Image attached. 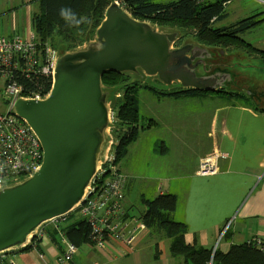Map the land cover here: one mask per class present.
<instances>
[{"label":"crops","instance_id":"obj_1","mask_svg":"<svg viewBox=\"0 0 264 264\" xmlns=\"http://www.w3.org/2000/svg\"><path fill=\"white\" fill-rule=\"evenodd\" d=\"M257 1L264 5V0ZM243 8L239 1L227 0L224 21L231 12L237 21L251 16L264 19L261 7L248 4ZM239 10L245 13L244 18H237ZM37 12L34 0L0 1V36L27 37L34 32L32 17ZM242 38L264 52V21ZM224 52L219 71L223 75L234 71L232 81L225 83L227 91L246 95L254 104L264 100V88L239 84L243 68L251 78L258 71L248 61L259 59L240 50ZM229 56L232 59L227 61ZM155 87L165 89L162 85ZM173 88L183 89L177 84ZM138 103L143 122L151 118L157 126L139 131L117 169L128 180L125 207L132 212V201L140 197L153 201L161 194H170L176 198L173 219L187 228L186 244L225 254L232 245L258 238L264 248V115L218 96L158 98L140 90ZM158 143L164 145L165 153L158 152ZM214 154L223 156L218 160V172L198 175L201 161ZM57 239V233L51 236L45 231L39 241H31L6 256L15 264H57ZM68 264H178V260L168 253L167 242H157L146 230L133 250L113 241L103 249L83 244Z\"/></svg>","mask_w":264,"mask_h":264},{"label":"water","instance_id":"obj_2","mask_svg":"<svg viewBox=\"0 0 264 264\" xmlns=\"http://www.w3.org/2000/svg\"><path fill=\"white\" fill-rule=\"evenodd\" d=\"M181 39L180 31L135 20L112 1L91 41L67 53L55 52L47 97L19 99L13 106L38 138L43 158L31 177L0 189V254L26 247L42 225L69 216L107 162L113 111L101 86L105 73L147 83L154 79L167 88L226 89L232 81L228 74L220 72L216 84L198 74L220 68L225 52L192 40L176 47Z\"/></svg>","mask_w":264,"mask_h":264},{"label":"trees","instance_id":"obj_3","mask_svg":"<svg viewBox=\"0 0 264 264\" xmlns=\"http://www.w3.org/2000/svg\"><path fill=\"white\" fill-rule=\"evenodd\" d=\"M38 6V12L32 17V24L39 49L44 44L50 43V47L57 51L67 53L81 47L91 41L95 30L104 18V12L112 1H117L123 9L128 11L132 18L146 21L160 29H176L189 31L193 36V42L205 48H218L229 52L240 50L253 54L259 58L264 66V52L253 48L243 40V35L256 29L264 19L257 16L244 18L225 27H216V24L227 18L225 4L227 0H176L166 4L154 3L151 0H34ZM72 9L78 17H86L91 22L82 23L78 28L69 25L60 18L61 8ZM264 68V67H263ZM13 82L22 88L27 94H48L51 89V78L36 75L26 78L20 72H13ZM101 86L109 94L112 111L115 120L112 121L110 134L115 139V157L124 155L128 146L134 142L139 133V122L142 120L139 114L138 92L143 90L152 92L158 98H206L226 97L236 101L264 115V106L258 107L253 100L241 93L229 92L227 89L196 90L174 89L155 90L137 80H132L127 74L107 72L101 77ZM121 92V98H115ZM143 129L153 128L157 123L149 118ZM156 149L160 154L165 153L163 144L158 143ZM114 166V163H110ZM144 210L140 212V219L147 225L150 236L157 242L168 243V253L178 260V264H264V250L251 244L250 241L242 245H232L225 254L211 250L190 246L185 243L187 233L186 225L177 223L173 219L176 208V198L170 194H161L153 201L141 199ZM72 217V216H71ZM46 232L54 236L57 232L46 229ZM62 234L67 240L79 248L83 244H89L90 229L83 221L75 220L62 228Z\"/></svg>","mask_w":264,"mask_h":264},{"label":"built area","instance_id":"obj_4","mask_svg":"<svg viewBox=\"0 0 264 264\" xmlns=\"http://www.w3.org/2000/svg\"><path fill=\"white\" fill-rule=\"evenodd\" d=\"M55 52L48 45L39 49L34 32L25 38L0 36V80L4 85L0 92V101L5 106L4 112H0V189L31 177L39 170L43 158L38 138L26 122L14 114L13 106L19 99L38 101L45 99L48 94L24 93L13 82L12 74L18 71L26 78L42 75L50 77L52 84ZM114 145L113 142L112 148ZM222 157L221 154H214L202 160L198 175H215L218 172V160ZM112 161L107 158V162L101 165L82 202L69 216L42 225L30 240L39 241L48 228L55 230L58 234L56 247L59 250L57 264L70 263L78 251L60 229V224L70 219L73 214L77 220L87 224L91 242L98 249H103L109 241H113L133 250L139 236L147 230L145 222L131 215L125 207V187L128 180L110 165ZM250 243L264 250L258 238ZM4 261L15 264L12 258L0 254V264Z\"/></svg>","mask_w":264,"mask_h":264},{"label":"rangeland","instance_id":"obj_5","mask_svg":"<svg viewBox=\"0 0 264 264\" xmlns=\"http://www.w3.org/2000/svg\"><path fill=\"white\" fill-rule=\"evenodd\" d=\"M0 1H3V0H0ZM152 2H154V3H160V4H166V3H169V2H174V1H176V0H151ZM210 1H215V0H210ZM236 1H239V4L241 5V9H245V8H243V5H252L253 7H261L263 10H264V5H262V4H259L258 3V1L257 0H236ZM255 3V4H254ZM5 4V3H4ZM258 5V6H257ZM243 14H245V13H243V10H239V13H238V17L237 18H244L243 16H245V15H243ZM246 16H249V15H246ZM236 17H235V14L234 13H232L231 12V15H230V18L228 19V20H226V21H223V22H221V23H219V25H217V27H223V26H229V24H233V23H235L238 19H235ZM167 30H176V29H167ZM180 33H181V35H182V39L179 41V43H177V45L176 46H179L180 44H181V41H185V40H193V36H192V34L189 32V31H180ZM46 45H48L49 46V48L51 49V51L52 52H54V51H57V50H55V48H53V47H50V43H48V44H44V46H46ZM247 53V52H246ZM249 56H251V57H256L255 55H253V54H248ZM258 58V57H257ZM259 59V58H258ZM247 61H245V63H246ZM250 63H252L253 64V66H255V68H257V70L258 71H256V73L255 74H253V76H252V78L250 77V76H248V73H244V71L245 70H247V69H242L241 71H242V75H241V78H240V80H239V84L243 87V86H248V85H251V86H253V87H259V88H264V70H262L261 68H262V62L259 60V62H254V61H248V64H250ZM232 73H234V71H231V72H229L228 73V79H229V81L232 79V76H231V74ZM250 73V72H249ZM198 74H199V76H201V78L202 79H209L210 81H212L214 84H216L219 80H220V76H221V73H220V71H219V67L218 68H216V70L215 71H210V72H208V75H206V76H204L203 75V72L200 70V72H198ZM216 78V79H215ZM131 79L132 80H137V81H139L138 79H136V78H134V77H131ZM140 82V85L141 86H144V85H148V86H150V87H153V88H156L155 86L157 85V87L159 86V85H162V83H160V82H154V80H152V82H151V84L150 83H147V82H143V81H139ZM154 82V83H153ZM208 82V81H207ZM3 82L0 80V91H1V89L3 88ZM214 86H216V85H214ZM162 87L163 88H165V89H167L168 91H170V89H172V87L171 86H169L168 88L167 87H165V86H163L162 85ZM141 90H143L142 89V87H139ZM172 90H174V88L172 89ZM140 91V90H139ZM162 91H164V90H162ZM121 96H122V93L121 92H119V93H117L116 94V96H115V98L117 97V98H121ZM257 105H258V107H263L264 106V100H261L259 103H257ZM4 103L2 102V101H0V112H4ZM142 119V118H141ZM112 120H115V118H114V112H112L111 113V121ZM146 124L147 123H144L143 122V120H141L140 122H139V131H141V130H143V126L145 127L146 126ZM146 129V128H145ZM144 129V130H145ZM139 134V133H138ZM112 138H113V140H112V142H114L115 143V139H114V137L112 136ZM131 145V144H130ZM129 147V146H128ZM127 151H128V148H127V150L125 151V153H124V155L122 156V157H120V158H116L115 157V162H114V160H113V158H114V155H113V153H114V146H113V148H112V146L109 148V152H108V159L109 160H113V163H114V167L116 168V169H119L120 168V164H121V162L124 160V158H125V156H126V154H127ZM141 199H145V198H143V197H140V199H136V201L135 202H133L132 201V205L134 206V211H132V212H130V210H129V212H130V214L131 215H133V216H135V217H140V212H137V210L139 211L140 209L141 210H144V206L141 204ZM75 220H77L76 218H75V215L73 214L72 215V217L70 218V219H68L66 222H62L61 224H60V227H62V228H64V227H66L67 225H69V223H71V222H73V221H75ZM146 231H144V232H142V234L143 233H145ZM140 237V236H139ZM139 239V238H138ZM137 239V240H138Z\"/></svg>","mask_w":264,"mask_h":264},{"label":"clouds","instance_id":"obj_6","mask_svg":"<svg viewBox=\"0 0 264 264\" xmlns=\"http://www.w3.org/2000/svg\"><path fill=\"white\" fill-rule=\"evenodd\" d=\"M60 18L64 20L69 27H79L82 23L88 22L90 23V20H87L86 17L80 16L78 17L77 14L70 8H61L59 11ZM211 264V262H210Z\"/></svg>","mask_w":264,"mask_h":264}]
</instances>
